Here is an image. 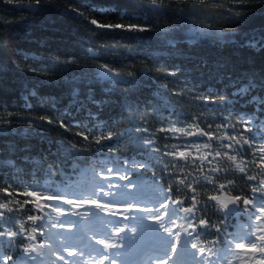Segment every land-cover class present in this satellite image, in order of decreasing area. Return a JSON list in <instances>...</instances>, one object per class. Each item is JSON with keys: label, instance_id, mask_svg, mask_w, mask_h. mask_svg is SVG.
Here are the masks:
<instances>
[{"label": "snow or ice", "instance_id": "snow-or-ice-1", "mask_svg": "<svg viewBox=\"0 0 264 264\" xmlns=\"http://www.w3.org/2000/svg\"><path fill=\"white\" fill-rule=\"evenodd\" d=\"M244 2L245 0H236L238 5ZM3 3L16 4L22 11L33 8L44 11L42 0H30L27 5L22 4L21 0H3ZM82 7L88 8L96 16H85L80 8L72 5H69L68 10L75 12L82 23L95 26L86 29L94 34L108 35L110 31L120 30L116 34H131V38L139 36L143 40L149 34L159 36L161 32L167 34L170 31L167 27L157 29L147 21L141 24L100 22L112 16L120 20L136 19L135 15L129 16L125 9L112 3L89 4L85 0ZM140 7L145 14L150 13L160 18L176 16L178 21H188L198 26L200 35L211 36L221 42L225 40V32L205 24L206 18L235 17L237 23L246 19V14L239 8L210 6L204 0H199V4L191 7L178 8L170 7L164 0H147ZM175 28L177 34L182 30L179 23ZM98 29L109 31L97 33ZM231 31L234 35L229 42L237 43L235 35L241 34ZM195 35L193 32V36ZM242 35L246 37L242 47L250 49L254 54L264 53V34L253 31ZM4 42L5 38L0 36V43ZM165 43L172 49L177 42L166 37ZM114 47L115 44L109 45L108 50ZM93 48L87 51L93 53ZM95 55L93 53V58ZM31 58L37 59L35 56ZM79 63L73 57L66 61L67 65L79 66ZM86 67L90 70V80L84 73L77 77L72 69L64 77L69 99L63 108L58 107L55 97L46 100L39 97L34 88H29L25 89L24 97L28 114L18 115L13 119H0V132L11 133L13 128L23 126L27 135L41 139L51 128L58 127L65 132H70L73 128L82 129L75 132L73 139L59 142L56 161L38 162L37 167L24 173L34 179L35 183L23 181L19 170L14 175L9 173L7 179L0 182V193H4L0 196V264H116L122 253L110 250L138 245L139 236L145 227H151L160 242L154 250L161 253L158 257L161 264H168L173 255L191 257L194 264H264V73L258 75L250 71L227 77V87L232 89L230 97L218 95L198 98L205 103L216 104L218 108L221 104L234 107L242 103L252 109L251 113L237 114L234 119L229 118L232 116L229 113L222 118V123L210 121L205 125L209 129L207 131L199 127V123H203V113L187 117L186 120L191 123L165 116L160 118L159 127L134 124L131 128L119 130L118 126L103 124L100 120L99 111L109 102L104 96L120 91L117 85L123 84L127 89L123 94L128 97L141 87L148 75V67L144 66L139 71L116 68L108 63ZM29 70L39 72L44 69ZM180 71V68L175 67L169 75L176 76ZM97 83L102 85L101 91L104 94L99 100L96 99L93 87ZM81 85L85 86L83 96ZM159 88L162 91L158 95L165 107L172 104L171 96L183 94L176 88H170L168 83L159 84ZM31 98L38 99L45 113L56 110L59 115H34L31 112ZM45 105L50 107L45 108ZM88 105L95 106L97 111L93 112ZM219 110L223 112L227 108ZM81 114L84 115L81 117ZM8 116L13 117L14 114L8 112ZM238 125L242 131L238 129ZM253 129L262 133L259 139ZM217 130L222 131V134ZM160 133L165 135H159ZM245 133L249 135L246 136ZM189 137L195 139H188ZM204 137L207 138L206 141L202 139ZM76 138H82L86 143ZM172 140L176 142L169 145ZM126 144L136 146L139 159L121 161L115 155ZM192 149L197 152L202 149L203 154L193 156ZM223 149L226 151H222ZM61 155L63 159H59ZM97 155L103 159H91ZM84 157L91 161L86 170L91 179L88 184L82 185L79 181H74L72 175L61 165H66L68 160L76 161ZM225 158L231 162V166L224 163ZM253 166L258 169L257 174H253ZM149 167H159L160 179L167 176L171 183L151 200L152 206H141L137 195L129 191L138 187L129 173L133 169ZM186 168L189 169L186 174L178 175L184 173ZM77 171L80 170L73 164L71 172ZM58 175L59 183L56 182ZM41 177L44 178L43 182ZM113 177H118V180ZM194 184L197 187H193ZM17 189H23L20 195L34 199L23 202L16 200ZM245 189H250V192L245 194ZM181 192H184L183 199L173 198L178 197ZM201 192L208 193L207 199L201 196ZM233 192L237 194L233 195ZM186 200L191 201L188 206H185ZM29 204L33 205L34 211L33 208L26 207ZM101 211L105 213V217L116 219L101 217ZM18 212H23L24 216L17 215ZM52 212L59 215L53 218ZM213 213L215 220L212 218ZM89 214L99 222V227L88 226V232L95 243L89 240L87 244H78L65 232L54 233L50 230L57 226V222L61 229L66 225H81V235L87 238L82 229L89 221ZM73 215L80 217V220L72 221L69 217ZM231 218L243 219L244 222L238 223L235 231H229L225 225ZM145 220L152 221V225H145ZM178 220L180 224H176ZM27 222L31 224L26 228ZM105 225H112L113 230L109 231ZM45 229L49 230L46 232ZM68 231H71V227ZM161 231L165 235H160ZM37 233L42 237L39 244L34 243ZM201 237H204V241H201ZM189 245L196 251H191ZM177 246L181 250L179 254ZM5 248L22 251L19 258L15 259L3 251ZM148 259L151 261L153 257ZM173 264H179V261H173Z\"/></svg>", "mask_w": 264, "mask_h": 264}, {"label": "trees", "instance_id": "trees-1", "mask_svg": "<svg viewBox=\"0 0 264 264\" xmlns=\"http://www.w3.org/2000/svg\"><path fill=\"white\" fill-rule=\"evenodd\" d=\"M84 2L85 0H42L44 11H22L18 5L6 4L3 3V0H0V36L5 38V42L0 43V119H13L15 116L28 114V110L24 106V97L25 89L29 88H34L39 97L46 100L55 97L58 107L63 108L68 104L69 99L68 86L64 83V77L69 74V69H72L77 77L84 73L90 80L91 77L88 75L90 70L86 66L103 63H108L116 68H132L136 71L144 66L149 69L141 87L130 93L128 97L123 94L127 91L123 84L117 85L120 91H114L109 96H104L101 91V84L93 85L96 99L99 100L104 96L109 101L99 111L101 122L118 126L119 130L131 128L134 124L137 126L159 127L160 118L165 116L172 120L179 119L191 123V121L186 120L187 117L203 113V123H199V127L207 131L209 129L205 125L208 122L222 123V118L228 116L229 113H232L230 119H234L237 114L251 113L252 109L242 103L236 104L234 107L221 104L218 108L216 104L205 103L198 98L218 95L230 97L232 89L227 87V77H235L250 71H254L258 75L264 73V53L254 54L250 49L241 46L244 39H246L242 34H251L253 31L264 34V0H245L244 3L239 5L236 0H204V3L210 6L219 5L223 8H239L246 14V19L239 23L235 22V17L228 18L226 16L215 19L209 17L204 20L205 24L212 25L215 30L225 32L224 42L211 36L200 35L197 25L184 20L178 21L176 16L160 18L150 13L145 14L140 4L146 3L147 0H88V3H112L118 8L125 9L129 16H136V19L129 20H120L116 16H112L110 19H102L100 21L102 23L141 24L147 21L157 29L167 27L170 30L169 33L161 32L159 36L149 34L148 38L143 40L139 36L131 38V34L123 36L116 34L120 30L110 31L108 35L94 34L86 29L95 26H90L86 22L82 23L81 18L75 12L68 10L69 5H72L80 8L85 16L95 17V13L82 7ZM21 3L26 5L30 3V0H21ZM164 3L172 8L191 7L193 4H199V0H164ZM177 23L180 24L182 29L178 31V34L175 28ZM231 30L241 34L235 35L237 43L229 42V39L234 35ZM105 31L109 30L98 29L97 33ZM193 32L196 33L195 36H193ZM166 37L176 40L175 48L169 49L165 43ZM113 44H115V47L108 50V46ZM93 45L96 47L93 48ZM102 45L103 47H101ZM89 48H93V53H96L95 58H93V53L87 51ZM97 49H100V51L97 52ZM33 56L37 59L31 58ZM69 57L77 59L80 62L79 66L67 65L66 61ZM175 67L180 68L181 71L176 76L169 75V72ZM32 68L44 70L32 72L29 70ZM162 83H168L170 88H176L183 93L182 95L171 96L172 104L167 107L164 106L158 95L162 91L159 88V84ZM81 89V95L83 96L85 86L81 85ZM49 107V105H45V108ZM88 107L92 108L93 112L97 111L93 105H88ZM220 108H227V111L222 112L219 110ZM8 112H12L14 116L9 117ZM31 112L36 116L42 114L59 115L56 110H49L48 113H45L36 98H31ZM83 115L81 114V117ZM145 117H147V120H145ZM65 119L68 118L65 117ZM237 127L239 129V125ZM79 130L82 129L73 128L70 132H65L58 127L51 128L43 139L38 136L27 135L23 126H20L19 129L13 128L11 133L0 132V182L7 179L9 173L14 175L19 170L23 181L35 183L34 179L24 173L37 167L38 162L46 160L48 163H52L56 161L58 159L56 152L59 142L73 139L75 132ZM239 130L242 131V129ZM217 131L222 134V131ZM253 131L259 139L262 133L256 131V129H253ZM159 135L165 134L160 133ZM245 135L249 134L245 133ZM76 139L86 143L82 141V138ZM188 139H195V137H189ZM202 139L207 140L206 137ZM175 142V140H172L169 145ZM213 144L215 146V142ZM222 151H226V149ZM192 153L193 156L202 155L203 150L197 152L192 149ZM105 155L112 154L105 153ZM115 155L121 161L124 159H139L138 150L132 144L122 145ZM59 159H63V155ZM91 159L102 160L103 157L97 155ZM90 162L87 157H84L76 161L68 160L66 165H61V167H65L74 181H79V183L85 185L91 179L90 174L86 171ZM224 163L231 166V162L227 161L226 158ZM73 164L80 171L72 173ZM188 171L189 169L186 168L184 173H178V175L186 174ZM252 172L257 174L258 169L253 166ZM237 175L239 174L237 173ZM129 176L138 185V187L129 191L137 195L141 206L144 204L152 206L151 200L158 196L162 189H167L169 183H171L168 181L167 176L163 180L160 179L159 167L133 169ZM43 179L41 177V182H43ZM113 179L118 180V177H113ZM156 181H159V183H156ZM56 182H60L59 175L56 177ZM119 183H126V181H119ZM193 187H197V185L194 184ZM22 191L23 189L16 190V200L23 202L24 200L34 199L33 197L20 195L19 193ZM248 192H250V189H245V194ZM232 194L237 193L233 192ZM3 195L4 193H0V196ZM207 195L208 193L201 192L204 199H207ZM173 198L183 199L184 192ZM190 203V200H186L185 206ZM26 207L33 208V205L29 204ZM64 207L68 206L64 205ZM139 214L147 215V213ZM17 215L24 216L23 212H18ZM51 215L55 218L59 214L52 212ZM99 215L105 219H116L115 217H105L102 211L99 212ZM69 218L72 221L80 220V217L74 215ZM212 218L216 219L214 213ZM147 221H144L145 225H152V221H148V223ZM243 222V219L231 218L225 227L229 231H235L236 225ZM124 223H128V221H124ZM180 223L179 220L176 221V224ZM30 224L31 222H27L25 227H29ZM90 225L99 227V222L95 221L89 214V221L84 224L82 229L87 238L81 235V225H66L64 229H61L57 222V226L50 230L54 233L63 231L76 243L87 244L92 239L91 233L88 232V226ZM69 227H71V231H68ZM105 227L109 231L113 230L112 225H105ZM48 230L45 229L46 232ZM181 234L183 235V233ZM160 235L165 234L161 231ZM36 237L34 243L39 244L42 237L39 233L36 234ZM201 241H204V237H201ZM91 242L95 243V240H91ZM159 243L151 227H145L139 236L138 246L155 248ZM189 248L191 251H196L191 249L190 245ZM3 251L18 259L22 249L5 248ZM180 252L181 250L177 246V253ZM171 260L179 261V264H194L191 257L188 256L173 255Z\"/></svg>", "mask_w": 264, "mask_h": 264}, {"label": "rangeland", "instance_id": "rangeland-1", "mask_svg": "<svg viewBox=\"0 0 264 264\" xmlns=\"http://www.w3.org/2000/svg\"><path fill=\"white\" fill-rule=\"evenodd\" d=\"M149 225L150 224H148V226ZM91 240L94 241L93 238ZM155 248L151 246L143 248L136 244L134 246L132 245L130 248H118L110 251L122 253V255L117 258L116 264H161V261L158 259V257L161 256V253L155 251ZM150 256L153 257L151 261L148 259ZM52 259L54 260V257H52ZM168 264H173V260L169 259Z\"/></svg>", "mask_w": 264, "mask_h": 264}, {"label": "water", "instance_id": "water-1", "mask_svg": "<svg viewBox=\"0 0 264 264\" xmlns=\"http://www.w3.org/2000/svg\"><path fill=\"white\" fill-rule=\"evenodd\" d=\"M27 5V4H26ZM35 9L33 8V9H28V11H34Z\"/></svg>", "mask_w": 264, "mask_h": 264}]
</instances>
